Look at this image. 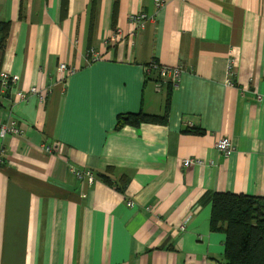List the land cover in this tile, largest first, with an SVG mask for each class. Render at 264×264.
Instances as JSON below:
<instances>
[{
	"label": "crops",
	"instance_id": "crops-1",
	"mask_svg": "<svg viewBox=\"0 0 264 264\" xmlns=\"http://www.w3.org/2000/svg\"><path fill=\"white\" fill-rule=\"evenodd\" d=\"M115 1L0 0V72L17 77L0 117L23 130L0 139V264H225L208 194L264 197V0ZM154 59L180 68L167 123L115 129L121 113L164 114ZM108 167L122 191L97 177Z\"/></svg>",
	"mask_w": 264,
	"mask_h": 264
},
{
	"label": "trees",
	"instance_id": "trees-1",
	"mask_svg": "<svg viewBox=\"0 0 264 264\" xmlns=\"http://www.w3.org/2000/svg\"><path fill=\"white\" fill-rule=\"evenodd\" d=\"M115 4H117V0ZM9 31L10 21H0V64ZM167 82L164 114L121 113L116 118L115 129H120L126 125L137 126L143 122L166 124L172 87L175 85V82L169 78ZM183 131L194 134L204 133L202 129L195 127H188ZM115 172V168L108 167L104 172H98L96 175L106 184L115 186L122 191L129 181V177L122 174L115 179L113 177ZM208 196L211 202V230L225 234L224 263L264 264V197L223 191L210 192Z\"/></svg>",
	"mask_w": 264,
	"mask_h": 264
},
{
	"label": "built area",
	"instance_id": "built-area-1",
	"mask_svg": "<svg viewBox=\"0 0 264 264\" xmlns=\"http://www.w3.org/2000/svg\"><path fill=\"white\" fill-rule=\"evenodd\" d=\"M182 1H188V0H182ZM165 3H166V0H155V4L158 8L163 6ZM150 19H151L150 16L147 15L143 11L130 14L128 17V20L132 26L131 36H133L135 32H140L144 30L146 28L147 22ZM118 35H120L121 38L125 36L124 32H121V31H119ZM88 56H90V60H97L100 57L99 54L95 52L94 49L92 48L88 51ZM233 63H234L233 59H231L230 62L228 63V74L230 75V79L228 80L229 83H232L231 76L234 74V70H233L234 64ZM152 68L156 69V71L158 72L161 78H166V79L169 78L173 82H175L176 79L178 78L179 70H180L179 67L170 68L168 66H162L158 63V61H155V60H152L151 63L149 64V68H148L149 71L153 70ZM59 70L65 71L68 73H72L74 71L73 69L69 70L67 68V65L63 63L59 64ZM16 81H17L16 76H12L11 74L5 71L0 72V82H1L2 91L8 89V87L11 84L16 83ZM29 92L30 93H40L39 90L35 87H32L29 90ZM18 95L21 98H25V93L23 92H19ZM22 132L23 130L19 126L16 125V122L14 120L6 122L4 118L0 117V139H3L9 133L20 134ZM216 149L218 150L219 153L228 157L232 153L234 147L229 137L222 136L216 142ZM193 163H201V161L198 159H185L183 162L185 166H189ZM76 173L81 178L86 177L90 182H92L94 179L92 172L89 170H86L83 172L76 171ZM128 205L133 206V203L128 202Z\"/></svg>",
	"mask_w": 264,
	"mask_h": 264
},
{
	"label": "rangeland",
	"instance_id": "rangeland-1",
	"mask_svg": "<svg viewBox=\"0 0 264 264\" xmlns=\"http://www.w3.org/2000/svg\"><path fill=\"white\" fill-rule=\"evenodd\" d=\"M128 17H129V16H128ZM131 31H132V29L129 31V32H130V34H129L130 36H131ZM122 40H123V39H122ZM88 57H89V60H90V56H88ZM152 69H153V68H152ZM151 71L154 72V71H156V69H153V70H151ZM167 79H168V78H167ZM1 118H2V117H1Z\"/></svg>",
	"mask_w": 264,
	"mask_h": 264
}]
</instances>
